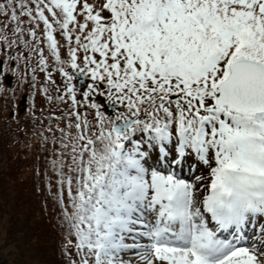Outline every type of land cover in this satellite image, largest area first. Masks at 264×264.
<instances>
[{
    "label": "snow or ice",
    "instance_id": "6c2138e0",
    "mask_svg": "<svg viewBox=\"0 0 264 264\" xmlns=\"http://www.w3.org/2000/svg\"><path fill=\"white\" fill-rule=\"evenodd\" d=\"M17 89L62 264H264V0H0Z\"/></svg>",
    "mask_w": 264,
    "mask_h": 264
},
{
    "label": "trees",
    "instance_id": "16d2710c",
    "mask_svg": "<svg viewBox=\"0 0 264 264\" xmlns=\"http://www.w3.org/2000/svg\"><path fill=\"white\" fill-rule=\"evenodd\" d=\"M17 105L10 93H0V114ZM15 127L0 116V264H62L55 214L45 207L43 184L37 190L33 157L16 142Z\"/></svg>",
    "mask_w": 264,
    "mask_h": 264
},
{
    "label": "rangeland",
    "instance_id": "374dc122",
    "mask_svg": "<svg viewBox=\"0 0 264 264\" xmlns=\"http://www.w3.org/2000/svg\"><path fill=\"white\" fill-rule=\"evenodd\" d=\"M21 95H23V89H17L16 90V94H15V98H16V100H17V104L18 105H20L19 104V101H20V99H21ZM17 105V106H18ZM17 106H14V107H12V106H8L6 109H5V113L4 114H0V116H1V118H2V120H3V122H6L7 121V119H10V117H9V115H10V113L12 112V109L13 108H15V107H17ZM22 115H20V119H21V121H22Z\"/></svg>",
    "mask_w": 264,
    "mask_h": 264
},
{
    "label": "water",
    "instance_id": "95a60500",
    "mask_svg": "<svg viewBox=\"0 0 264 264\" xmlns=\"http://www.w3.org/2000/svg\"><path fill=\"white\" fill-rule=\"evenodd\" d=\"M8 82H9V83L11 82V78H10V77L8 78ZM13 82H14V79H13ZM13 82H12L11 85H8V87H12V86H13ZM20 103H21V100H20ZM11 116H12V112H11Z\"/></svg>",
    "mask_w": 264,
    "mask_h": 264
}]
</instances>
